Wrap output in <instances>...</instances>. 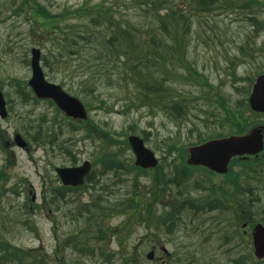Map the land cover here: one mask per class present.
<instances>
[{"label": "trees", "instance_id": "16d2710c", "mask_svg": "<svg viewBox=\"0 0 264 264\" xmlns=\"http://www.w3.org/2000/svg\"><path fill=\"white\" fill-rule=\"evenodd\" d=\"M132 7L133 11H130ZM222 7L235 10L250 9L248 19L254 30L252 33L259 34L264 31V2L260 0H99L95 3L86 0L81 5L65 6L57 11L42 0H10L0 4V8H8L12 17L24 16L27 32L23 39H20L18 34L6 41L0 40V56L14 59L20 54L18 50L23 42L28 48L30 44L38 45L42 50L41 61L44 71L50 81L60 83L65 90L79 97L87 105L88 110L93 108V103L99 104L101 108H110L109 102L117 95L116 98L121 102L120 107L125 112L147 108L154 114L165 109L179 120L188 114V98L180 95L174 85H169L170 80L179 79L187 83L195 81L214 89L204 73L191 63L187 53L186 42L193 30V17L200 12L211 13ZM251 39L252 36H248L246 43L239 47V51L246 55L259 52L264 64V42L258 46L251 42ZM49 44L50 46H47ZM232 72L236 81L243 80ZM244 78L249 84L242 85L241 92L249 93L256 78ZM12 83L16 87L14 93L20 97L23 105L31 101L40 103L27 82L14 79ZM217 95L219 103L227 113L225 122L231 126L228 135L243 134L256 125V122L248 121L242 110L228 107L225 98ZM241 102L239 104L243 109L251 110L247 100ZM49 103L53 106L52 102ZM200 111L204 113V119L207 118L208 110L204 107ZM64 120L68 122L67 126L73 133L85 131V139L104 142L108 146V151L102 152L99 158L94 160V171L87 184L80 189L65 187L59 183L49 185L45 179L47 190L44 203L54 210L63 209L64 205L71 202V208L66 216L74 218L77 214L83 215V212L93 213V223L98 232L95 239L103 242L108 232L104 219L117 210L128 215L126 228L130 220L137 219L158 239L164 235L173 236L182 228L190 234V229L197 231L199 228L189 224L183 227L184 213L193 212L192 218L196 219L200 213L213 211L217 207L232 209L231 204L222 206L223 200L229 199L230 203L235 202L233 215L236 223L239 219L251 218L252 222L249 225L251 227L257 223L264 224V216L261 215L264 214V208L262 213L257 210L262 204L260 188H264V157H251L247 161L234 160L228 175L234 189L230 191L222 188V198L215 189L211 195L202 198L185 194L190 184L194 189H199L197 186H200V183L193 181L194 171L200 170L209 178L214 174L203 167L187 165L185 157L187 144L182 143L181 136L164 141V144L168 142V149L161 158L173 159V165H170L172 171L167 174L163 164L154 170H143L127 158L125 152L130 148L127 133L124 139H118L114 133L91 118L83 121L81 125L73 119L64 117ZM57 121V117L50 121L47 115H43L40 122L35 123L36 120H32L24 128L30 141L43 146L54 157L58 152L55 147L57 141L60 136L67 135L62 128L63 124ZM202 122L204 125L209 124L206 120ZM57 123L60 131L55 128ZM144 132V140L150 143L152 133ZM2 134L3 130L0 129V149L6 153L7 147L3 143L6 139ZM189 134L198 138L196 142L190 143V146L227 136L220 133L206 137L197 126L190 129ZM114 146L119 148L113 150ZM59 148L61 153L70 156L73 165L77 163V155L72 147ZM235 166L239 168L235 169ZM148 173L151 174V179L148 189L144 190L146 186L143 188L140 186V178ZM109 175L118 176L125 186L126 182H132V189L124 195L125 198L117 199L115 205H102L100 200V203H80L82 206H79L78 199L73 193L88 188L90 183L95 189L96 185ZM0 180L8 181L6 169L0 170ZM244 181L248 182L247 186L243 184ZM101 186L110 194L114 192L108 184L104 183ZM4 187L0 186V204L2 196L6 194ZM174 187L178 188V192L166 205L165 198ZM12 190L19 193L15 189ZM240 196L248 197L242 199ZM73 198L74 201L70 200ZM160 206L163 207L161 211ZM25 209L30 211L28 205H25ZM257 216L261 217L258 219ZM6 231L8 225L0 219V264H45L44 257H39L40 259L32 257V251L19 248L5 240L3 236ZM72 240V245L81 250H84L81 248L83 243L88 242H83L76 235ZM210 240L211 235L208 233L204 242ZM173 254L177 257V264L197 263V250L191 249V246H179ZM105 255L108 260L114 256L106 252ZM242 257L254 260L252 254ZM137 261L135 253L123 256V264H137Z\"/></svg>", "mask_w": 264, "mask_h": 264}, {"label": "rangeland", "instance_id": "374dc122", "mask_svg": "<svg viewBox=\"0 0 264 264\" xmlns=\"http://www.w3.org/2000/svg\"><path fill=\"white\" fill-rule=\"evenodd\" d=\"M8 1L10 0H0V4ZM42 1L57 11L65 6L81 5L86 0ZM90 1L95 3L99 0ZM260 1L264 2V0ZM8 10V8H0V40L6 41L9 37H16L18 34H20V39H23L27 32L25 17H12L11 11ZM130 11H133V7ZM249 14L250 9L236 8L235 10L222 7L211 13L200 12L193 17V30L186 42L188 44L187 53H189L191 63L204 73L214 89L195 81L187 83L179 79L170 80L169 85H174L180 95L188 98L189 110L185 118L177 120L165 109L154 114L150 113L147 108L125 112L120 107L121 102L116 98L118 96L115 95L109 102L110 108H101L99 104L93 103V108L89 111L91 120L114 133L118 139H124L126 133L128 136L136 134L143 138L144 131L151 132V140L147 146L157 154L167 174L172 171L170 165H173V159L161 158L168 149V142L164 144V141L181 136L182 143L187 144L188 147L190 143L198 140L196 135L190 136L189 134L190 129L196 126L206 137L220 133L228 135L227 133L231 132V126L225 122L227 113L219 103L217 94L225 98L228 107L242 110L248 121L264 124V115L253 112V110H245L239 104L244 99L248 102L252 89L251 87L249 93L241 92L242 85L249 84L244 77L256 78L259 72H264V64L259 52L246 55L239 51V47L246 43L250 35L252 36L251 42L258 46L264 42V31L259 34L252 33L254 30L248 19ZM33 47L39 46L30 44L28 48L23 42L18 50L20 54L14 59L0 56V86L3 88L9 112L7 118L0 117V129L3 130L2 135L6 139L3 143L4 145L9 143L6 153L0 149V170L6 169L8 177L7 182L0 180V186L4 185L6 191L0 204V219L8 225V231L3 236L5 240L19 248L32 251V257H44L45 264H123V256L134 253L138 257L137 264H177V257L173 253L179 246H191V249L197 250V263L195 264H239L238 260L242 259V256L254 255L252 245L250 247L239 245L236 235L237 228L240 229V225L244 222L239 219L236 223L234 220V201H231L233 208L230 210L217 207L213 211L200 213L196 219L192 218L193 212L184 213L182 226L194 225L198 226L199 230L190 229L191 233L187 234L182 228L177 234L164 235L161 239L155 238L144 223H139L137 219L130 220L126 228L125 222L128 220V215L117 210L104 219L108 232L103 242L95 239L98 232L93 223V213L83 212V215L77 214L74 218L66 216L71 208V202L64 205L63 209L54 210L45 204L44 195L47 190L44 184L45 179L47 184L55 185L60 182L55 167L73 165L70 156L67 153H61L59 147H72L73 152L77 153L78 163L82 164L85 160L93 163L102 152L108 151V146L102 141L93 142L85 139V131L73 133L67 126L68 122L48 102L34 103L31 101L23 105L20 97L14 93L16 87L12 82L14 79L23 82L31 78L30 60ZM232 71L243 80L236 81ZM204 107L208 110L205 119L204 113L200 111ZM43 115H47L50 121L57 117V122L63 124L62 128L64 132H67V135L63 137L59 134V141L55 145L58 152L55 157L43 146L30 141L24 129L32 120H36L35 123L40 122ZM203 119L209 124L204 125ZM75 122L79 125L83 124L80 121ZM58 123L55 128L60 131ZM131 126L134 128L131 129ZM132 130L135 132H131ZM16 133L22 134L29 142V151L14 143ZM118 148L119 146H114L113 150ZM125 153L127 158L135 161L131 149H127ZM238 168L235 166V169ZM192 177L194 182L200 183V186H197L199 189H194L190 184L185 194L202 198L211 195L214 191L213 186L220 185L223 178L222 175L209 178L200 170L194 171ZM140 179V186L142 188L146 186L144 190H147L151 174H144ZM104 183L111 187L112 192L114 191L112 194L102 189L101 185ZM125 184L127 185L122 184L118 176L109 175L99 185H96L95 189L90 183L88 188L73 194L78 199L79 206L88 202L100 203V200L102 205H115L132 189L131 181ZM243 184L247 186L248 182L244 181ZM28 189L33 192L30 193ZM233 189L229 188V190ZM260 189L262 204L257 210L262 213L264 188ZM177 192L178 188L174 187V190L167 194L166 205L171 200L170 198L176 196ZM34 194H36L35 200H33ZM217 194L222 198L221 192ZM246 197L240 196L242 199H247ZM70 200L74 201V198ZM228 203L230 204V199L223 200L222 206ZM25 205L31 207V211H26ZM162 209L163 207L160 206L159 211ZM261 215L264 216V214ZM260 217L257 216L258 219ZM251 229L247 228V232L250 233ZM208 233L211 235V240L204 242ZM226 234L232 235L231 242L226 241ZM75 235L83 242L88 241L81 247L84 250L72 245V238ZM164 248L168 250V254L163 251ZM151 250L155 251L153 260L148 259ZM105 252L114 254L111 260L106 258ZM245 264H264V259L259 260L254 255V260L248 259Z\"/></svg>", "mask_w": 264, "mask_h": 264}, {"label": "water", "instance_id": "95a60500", "mask_svg": "<svg viewBox=\"0 0 264 264\" xmlns=\"http://www.w3.org/2000/svg\"><path fill=\"white\" fill-rule=\"evenodd\" d=\"M41 50L33 48L31 50L32 78L29 85L39 99L52 100L58 108L67 116L87 119L88 111L84 103L78 97L68 93L57 83L48 81L41 63ZM6 100L0 88V115L8 116ZM249 104L254 112L264 113V74L260 75L253 85L249 97ZM263 127L257 126L249 132L241 135H230L206 141L202 144L187 148L189 157L187 163L193 166H203L219 174L229 173V164L235 157L248 159L251 155L260 154L264 150ZM18 146L25 148L27 142L21 135L15 137ZM128 142L135 155V164L142 169L155 168L159 164V159L155 152L145 143L144 139L137 135H130ZM57 173L64 185L78 187L85 183V179L92 171L90 161H84L83 165L76 167L57 168ZM253 246L255 254L259 258H264V225L259 223L255 226L253 234ZM153 258V253L149 254Z\"/></svg>", "mask_w": 264, "mask_h": 264}, {"label": "flooded vegetation", "instance_id": "af4514ba", "mask_svg": "<svg viewBox=\"0 0 264 264\" xmlns=\"http://www.w3.org/2000/svg\"><path fill=\"white\" fill-rule=\"evenodd\" d=\"M77 121H79V120H77ZM262 126H264V124H262ZM264 132V131H263ZM16 135H18V133H16ZM15 135V136H16ZM15 136H14V138H15ZM83 140H84V138H83ZM15 143V142H14ZM8 142L5 144V145H7V148H8ZM188 148V147H187ZM186 148V149H187ZM27 151H29V148H28V150ZM75 154L77 155V153L75 152ZM186 158L188 157V153H187V155L185 156ZM259 157H264V151L259 155V156H255V158H259ZM78 159V158H77ZM73 164V163H72ZM81 164H79L78 163V160H77V163L75 164V165H69V166H67V167H75V166H80ZM206 169V168H205ZM208 170V169H207ZM209 171V170H208ZM209 172H211V171H209ZM213 174H215V175H220L221 176V174H217V173H214V172H212ZM215 175H213V176H215ZM223 176V178H222V181H221V183H220V185H218L217 187L216 186H213V188L217 191V193L218 192H222V188H226L227 190H229V188L230 187H232L233 188V185L231 184V181H230V177L228 176V175H222ZM28 190H30V189H28ZM231 191V190H230ZM30 193L31 192H33V190H30L29 191ZM222 194V193H221ZM33 199H34V195H33ZM231 204V203H230ZM228 205H229V203H228ZM220 208H222L223 210H230V208H228V207H220ZM250 221H252L251 220V218H249L248 220H245L244 221V223L242 224V225H240L241 226V230L240 229H238L237 228V237H238V239H239V245L241 246H248V247H250L249 245H251V243H252V240H251V238H250V235H252V233H253V229H254V226L253 227H250L249 225H250ZM246 223H248L247 225H246ZM252 228L251 229V232L249 233V232H247V228ZM233 236H234V233L232 234ZM232 235H229V234H226L225 236H226V241L227 242H231V240H232V238L233 237H231ZM248 238V239H247ZM165 249V248H164ZM166 251V250H165ZM166 253L168 254V252L166 251ZM248 261V259L247 258H245V257H242V259H239L238 260V263L239 264H245L246 262Z\"/></svg>", "mask_w": 264, "mask_h": 264}]
</instances>
